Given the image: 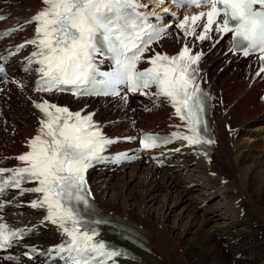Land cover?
<instances>
[{
    "label": "bare ground",
    "instance_id": "1",
    "mask_svg": "<svg viewBox=\"0 0 264 264\" xmlns=\"http://www.w3.org/2000/svg\"><path fill=\"white\" fill-rule=\"evenodd\" d=\"M15 1L17 2L14 6H5L11 14V18L8 21L9 23L6 22L0 25V28L14 22L22 23L28 21L42 8L41 0ZM199 28L200 26L191 27L190 22H183L173 27L169 35L158 43V47L162 53L174 54L181 44L186 41V45L192 53L200 52L198 63L195 66L196 80L199 82L200 88L214 100L211 121L216 146L213 154L203 156L195 148L188 147L186 143H182V149L179 152L176 151V148L172 149L171 155L173 159L169 162V164L175 163L183 159L182 162L186 161L187 163L181 164V170L176 167L180 166V163L178 165L174 164L176 168L164 171L157 169L147 160H141L136 164L122 167L117 171L100 168L89 174V184L93 196L100 207L117 215L118 218L133 226H139L150 235L152 254L137 251L140 258L135 261L125 262V264H264V244L261 243L264 237V231L262 230L264 229V206L261 207L262 197L264 196V151L256 153L254 151L255 145L251 144L252 141L254 143L264 140V74H258L256 62L251 59H242L229 53L227 48L230 46V42L227 39H223L218 43L215 40L208 43L204 39L202 42L196 43L193 37L195 36L196 38ZM217 65L219 67L214 71ZM217 90L223 92L221 96H219ZM13 91L16 93L20 92L17 88H13ZM50 96L56 100L65 98V96L58 94H51ZM15 97L17 98V96ZM43 97L44 95L33 93L18 97L22 110L24 111L27 108L29 113L25 112L30 117L24 121V127L18 128L17 133L20 138L13 146H9L5 142V138L10 139V136L5 137V135L8 133L9 129H7V126L11 123V119L9 120L8 118L4 122L6 128L3 133L0 153L6 158L7 162L11 163L15 161L18 155H22L26 151L28 143L32 141L34 134H36L39 123L42 121V116L35 109V105ZM135 101L136 98L129 102L121 101L118 103H110L104 99H87L79 102L71 101L70 105L73 109L86 108V112L92 113L95 120L100 124H102V121H108V117L114 119L107 124L108 131L106 130V132L110 136H126L134 129L146 127L144 122L154 120L160 123L172 122L168 109L163 108L149 116H144L138 112L137 106H134ZM220 103L222 107L219 105ZM0 104L5 106L2 97L0 98ZM62 104L69 105L65 100L62 101ZM251 105L254 106L253 110L248 109ZM7 106L10 107L11 104H6V110ZM11 108L13 109V107ZM118 109L120 116L114 117ZM17 113L23 112L17 111ZM24 115L26 117V114ZM254 116L259 117L256 124L253 122ZM14 122L16 129L19 121ZM258 124H260V127L256 126ZM225 126L230 128L229 132H226ZM111 129L116 132L113 133ZM237 132L239 133L236 137ZM13 134V137L17 138L16 134ZM221 155H224V159H222ZM194 162L196 164L192 171L201 175L199 176L201 181L203 179L204 181L210 180L212 183L210 188L213 190V194L224 191L225 205L221 209H225L229 213L228 215L236 216V223L224 221L219 224L216 223L214 215L221 210H215L212 218L206 217L207 215L201 217L200 220L193 217L194 219L189 223L187 222L184 228L179 231V234L177 233L179 236L175 240L174 234L164 226L163 220L160 222L157 219H153L152 213L147 212V209H137L134 202L130 203L127 201L128 199L123 200L115 195H112L109 200L105 198V190L109 189L110 182L126 178L125 172L129 168L128 178H126L129 181L126 184L133 180L136 175H139L137 173L140 172L141 174V171H143V181L138 186L145 195L150 197V191L155 190L160 184L164 183L166 186H163L166 187V192L168 194L177 193L178 199H180L184 192L176 181L177 178H181L176 173L184 171ZM161 171H164L163 174L160 173ZM173 172L175 174H172ZM169 173L170 175H168ZM209 174H216L217 178H212ZM157 176H161V182L155 180ZM191 177L189 175L186 176V181H189L184 184L194 182ZM223 181L225 182L224 185L222 184ZM103 188L105 189L104 191ZM30 197H35V194L31 193ZM204 200L202 199L201 202ZM239 200L241 202L235 205V202ZM257 201H259V204H257ZM26 202H29V200H26ZM197 207L195 209H198ZM16 210L20 212L21 208ZM12 215L14 214H10L7 217L10 222L32 225L39 223L44 213L39 208H36L27 210L26 213H22L19 216ZM240 215H242L241 218H239ZM209 224L212 225L207 227ZM236 224L241 227L240 230L236 228ZM47 228H49L47 231L43 230L42 227L38 228L40 233L34 238L32 244H53V241H55L53 234L55 229L51 226ZM192 229H195L194 235L189 240H184L185 235ZM260 236L261 239H259ZM241 237H243L244 242L242 240L241 245L238 246ZM223 238H227L228 242L236 243L237 246L219 248V244L225 243L222 241ZM183 240L185 241L184 243H182ZM176 242L180 244L179 249L174 245ZM203 249L204 251H202ZM233 253L234 256L238 253L242 254L236 260L232 256ZM158 257L162 258V262L157 261L156 258ZM14 260H20L19 264H35L34 261H26L14 254H12L11 262L7 263V261L3 262L0 260V264H12Z\"/></svg>",
    "mask_w": 264,
    "mask_h": 264
},
{
    "label": "rangeland",
    "instance_id": "2",
    "mask_svg": "<svg viewBox=\"0 0 264 264\" xmlns=\"http://www.w3.org/2000/svg\"><path fill=\"white\" fill-rule=\"evenodd\" d=\"M219 65L216 66L214 71L217 70ZM242 69H243V67H242ZM227 73H230V72H227ZM226 76H228V75H226ZM217 93L219 94V96H221V94L223 92L217 90ZM52 98H54V97H52ZM10 101H13V106L16 107V110L18 112H23V113H17L15 111L14 107H13V109L10 111L11 113L9 114V116L13 117L14 119L9 118V120L11 119V123H9V125L7 126V129H9V130H8V133H6L5 137L10 136V139L9 138L8 139L5 138V142L9 146H13L16 143V141H18L19 138H20L18 133H17L18 132V128L19 127H24V121L26 119H28L30 116L28 114L29 111L27 110V108L24 109V111L19 109V107L17 108V104H19L18 100L12 99ZM219 105L222 107L221 103ZM248 109L249 110H253L254 106L251 105L250 107H248ZM25 111L28 112V113H26ZM15 112H16V116H15ZM261 113H263V111H261ZM24 114H26V117H25ZM118 114H119V112H117L115 117H117ZM257 116H254V118H253V120H254L253 122H255V124L258 122V118H259ZM108 118H111V117H108ZM14 121H19V122H17L16 129H15V126H14L15 125ZM20 121H23V122H20ZM153 124H155V123H153ZM256 126L260 127V124H258ZM239 132H237L236 137L238 136ZM13 133L16 134L17 138L13 137L14 136ZM251 144L255 145L254 146V151L256 153H259V151L260 152L264 151V140H259V141L254 142V143L252 141ZM221 157H223L222 159H224V155H221ZM184 162H186V161H184ZM184 162H182L180 164H183ZM195 164H196V162H194L192 165H190V167H188V169H186L184 171H179V172L176 173V174L180 175V177H181V178H177L176 181L181 186L182 189L181 188L180 189L184 192L182 197H180V199H178L179 196H178L177 193L176 194L175 193L168 194L166 192V187H165L166 185L164 183L160 184L159 185L160 187L158 186L155 190L150 191V197L145 195L142 191H140V189H139L140 187L138 186L143 181L142 180L143 179L142 178L143 177V174H142L143 171H141V174H140V172L137 173L139 175H136L135 178L130 181L131 183L129 182L128 184H126L127 181H129L128 179H126V178H128V173L130 171L129 168L125 172V175H127L126 178H124L123 180L111 181L110 182V186L112 188L109 186L108 190H105L103 188V191L105 190V192H106V197L105 198H106V200L107 199L109 200L112 195H115L118 198L123 199V200H127L128 199L127 201H129L130 203L134 202V204L137 207V209L138 208L143 209V210L147 209L146 210L147 212H149L150 214L152 213L151 216H152L153 219H157L160 222H161V220H163L164 226H166L168 228V230L170 229L169 231H171V233L174 234L173 237H174L175 240L178 239L179 231H181V229L184 228V226L187 224V222L189 223L194 218L200 220L201 217H203V216L205 217L206 215H207L206 217H211L212 218L213 217L212 215H214L213 212H215V210H221L220 212H217L216 215H214V217H215L214 220L216 219V223L219 224V223H222L223 221L224 222H229V223H236L235 222L237 220L235 218L236 216H234L232 214L228 215L229 213L225 209H221L222 207L224 208V205H225V198H224L225 194H223L224 191L217 192L216 194H213L214 192H212L213 190H211V188H210L211 185H212L210 180L207 179V181H204V179H203L201 181V179L199 177L201 175H199L197 172H193L192 171V169L194 168ZM174 168H176V167H174ZM177 168H180V170H181V167H177ZM169 169H172V168L164 169V171H168ZM164 171H161L160 173L163 174ZM182 172H183V174H182ZM172 174H175V173L173 172ZM168 175H170V173ZM188 175L192 176L191 179L194 180V182L189 183V184H184V183H187L189 181V180L186 181V179H185V177L188 176ZM212 178H217V175H216V177L214 176ZM155 180L157 182H159V181L161 182V176H159V177L157 176L155 178ZM197 182H199V183H197ZM222 184L224 185L225 183H222ZM163 185H165V186H163ZM202 199L203 200L205 199V200L203 202H201ZM240 202H241V200L235 202V205H238ZM257 204H259V201H257ZM196 206H198L197 207L198 209H195ZM263 206H264V196L262 197V201H261V207H263ZM212 208H216V209H212ZM241 217H242V215L239 216V218H241ZM190 218H191V220H190ZM188 219H189V221H187ZM211 225L212 224H209L207 227H210ZM236 228L238 230L241 229V227H239L237 224H236ZM201 229H203V228H201ZM262 230L264 231V229H262ZM194 233H195V229H192L190 232H188L185 235L184 240H189V238H191L194 235ZM224 237H226V236H224ZM259 239H261V236L259 237ZM184 240H183L182 243L185 242ZM242 240L244 242L243 237L240 238V240L238 242V246L241 245ZM262 240L263 241L261 243L264 244V237H263ZM222 241H224L225 243L222 244V245L219 244L218 245L219 248H225L226 246H230V247H236L237 246V244L233 243L232 241L228 242L227 238H223ZM174 245H175L176 248H178V249L180 248V246H179L180 244L179 243L176 242ZM204 249L202 251H204ZM225 253H227V252H225ZM238 254H242V253H238ZM238 254H236V255H238ZM236 255L234 256V253H233L232 256H234L235 259L237 260ZM239 256L241 257V255H239ZM156 259H157V261L162 262L161 261L162 260L161 257H158Z\"/></svg>",
    "mask_w": 264,
    "mask_h": 264
}]
</instances>
